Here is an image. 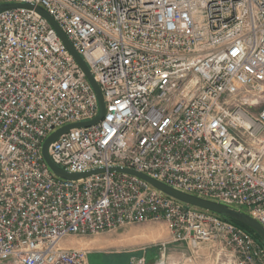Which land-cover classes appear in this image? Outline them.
I'll use <instances>...</instances> for the list:
<instances>
[{
  "label": "built area",
  "instance_id": "obj_1",
  "mask_svg": "<svg viewBox=\"0 0 264 264\" xmlns=\"http://www.w3.org/2000/svg\"><path fill=\"white\" fill-rule=\"evenodd\" d=\"M0 264H89L65 245L128 224L164 221L170 242L219 241L232 264H264V241L178 202L131 168L246 212L264 227V0H0ZM136 260V261H135ZM133 258L131 264H142Z\"/></svg>",
  "mask_w": 264,
  "mask_h": 264
},
{
  "label": "water",
  "instance_id": "obj_2",
  "mask_svg": "<svg viewBox=\"0 0 264 264\" xmlns=\"http://www.w3.org/2000/svg\"><path fill=\"white\" fill-rule=\"evenodd\" d=\"M17 7H25L29 9H34L39 14H41L43 18L45 17L48 20V22H50V24L56 29L57 35H59L62 42L65 44V46L68 48L70 53L75 58L74 60L78 62V64L80 65L84 73L86 74V77L91 83V86L93 87L97 95V99H98L99 111L94 118L88 121L75 122V123H70V124L61 126L60 128L50 133L45 138V140H43L41 154L43 155L45 162L50 167V169L62 179L77 180V179L89 176L90 174H93V173L103 172L105 170L104 168H95V169L87 170L85 172H69V171L64 170L63 168L57 167V165H55L53 161L51 160L49 154H47L49 145L54 140H56L61 134L65 133L70 128L92 125V124H95L98 120H100L105 111V103H104V99H102L103 95L100 90V87L98 86V83L95 81L92 73H90L89 67L87 66L86 62L84 61L82 56L79 53H77V51L72 47V44L68 40L67 36L64 34V32L59 27L57 22L52 18V16L45 9H43V7L38 6V5H33L27 2H21L17 4L16 3L0 4V10L17 8ZM108 170L109 171H121V172H126L128 174L135 175L147 181L149 184L155 187V189H158L162 193L178 200V202H182L183 204H186L191 207L209 211V213L211 212L219 216L232 218L244 224L245 226H248L252 230H254L260 236L259 238H261L264 241V227L260 225V223L256 219L251 217L247 212L242 211L238 207L231 206V205H228L223 202L213 200L210 198H205L199 195H195L193 193H188L185 191H181L179 189H175L174 187L168 186L167 184L156 180V178L154 179L150 176H147L145 173L136 171L131 168L120 167V166L115 165V166L109 167Z\"/></svg>",
  "mask_w": 264,
  "mask_h": 264
},
{
  "label": "rangeland",
  "instance_id": "obj_3",
  "mask_svg": "<svg viewBox=\"0 0 264 264\" xmlns=\"http://www.w3.org/2000/svg\"><path fill=\"white\" fill-rule=\"evenodd\" d=\"M240 209L246 212L245 208ZM167 228L164 221L128 224L118 228V230L113 229L93 235H71L65 240V245L85 249L88 253L89 264H102L101 259L98 258L94 251H118L119 253L121 250L139 251L135 256L142 254V264H154L155 258L157 260L160 258L159 243L170 241V237L168 236L169 230ZM209 243H219V241H209ZM221 245L223 246V244ZM218 251L219 256L217 258H200L198 260L185 258L188 257V253L190 252L187 246H183V254H186L183 257V261L168 257L169 251H167V248L163 255L165 264H232L227 254L229 249L225 252L226 255L225 253L222 254L223 250ZM128 258L127 256H121L115 262H106L105 264H130Z\"/></svg>",
  "mask_w": 264,
  "mask_h": 264
},
{
  "label": "crops",
  "instance_id": "obj_4",
  "mask_svg": "<svg viewBox=\"0 0 264 264\" xmlns=\"http://www.w3.org/2000/svg\"><path fill=\"white\" fill-rule=\"evenodd\" d=\"M168 236L170 237V233L168 234ZM221 244L222 243H220V242L219 243L204 242V243H199V244L197 243L196 247H193L190 244L185 243V241L184 242H171V243H168V245H167V251H169L167 255H168V257L177 258L180 261H183V257L186 256V254H183V246H187L188 251H190L188 253L189 254L188 257H185L187 259L193 258L195 260H198L200 258H213V257L217 258L219 256L218 250H220V251L223 250L224 252L222 254L227 252L226 247H224V245L222 246ZM135 250H137V249H135ZM172 250H174V251L171 252ZM121 251H124V250H121ZM125 251H128V250H125ZM94 252L98 256V258L101 259L102 264H105L106 262L107 263L113 262V260H114L113 259L114 257H112L113 255L111 254V252H114V251H94ZM227 254L229 255L228 252H227ZM141 255L131 256V258L129 259L130 264H131V259H133V258L143 259V256H141ZM225 255H226V253H225ZM104 260H105V262H104ZM156 261H157V258H155V262Z\"/></svg>",
  "mask_w": 264,
  "mask_h": 264
},
{
  "label": "trees",
  "instance_id": "obj_5",
  "mask_svg": "<svg viewBox=\"0 0 264 264\" xmlns=\"http://www.w3.org/2000/svg\"><path fill=\"white\" fill-rule=\"evenodd\" d=\"M221 217L224 218L225 220L233 222L237 226H239V227L245 229L246 231L250 232L251 234H253L255 236L254 238H257V239L261 240V238H259L260 236L254 230L249 228L248 226H245L244 224H242V223H240V222H238V221H236V220H234L232 218L224 217V216H221ZM121 252H119V253H118V251L111 252V254L113 255L112 257H114L113 258L114 259L113 262H115V260L119 259V257H121V256H127V257H129L128 259H130L131 256L136 255L139 251L138 252L137 251H132L131 252L130 250H128V251H123V253H121Z\"/></svg>",
  "mask_w": 264,
  "mask_h": 264
}]
</instances>
